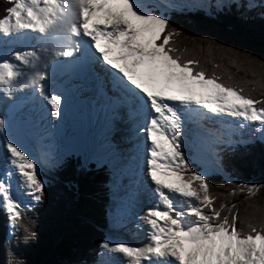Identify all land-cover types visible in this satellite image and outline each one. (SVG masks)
Instances as JSON below:
<instances>
[{
  "label": "snow or ice",
  "instance_id": "6c2138e0",
  "mask_svg": "<svg viewBox=\"0 0 264 264\" xmlns=\"http://www.w3.org/2000/svg\"><path fill=\"white\" fill-rule=\"evenodd\" d=\"M4 2L9 6L0 16V46L15 41L22 47L0 53V97L15 101L17 92L24 93L59 123L64 97L54 86V70L84 74L108 102L109 133L117 131L116 122L128 125L121 139L130 143V155L113 148V161L130 166L141 148L146 152L141 171L156 200L137 217L146 225V242L106 239L97 255H111L97 264H264V208L258 209L259 226L248 219L238 229L236 204L221 199L214 206L219 196L243 193L250 199L264 185L229 180L234 187L212 195L205 171L192 167L210 156L222 171V146L264 142V60L209 41V51L224 49L231 67L244 76L241 84L209 75L199 59L182 58L188 49L174 46L178 29L155 12L156 0ZM165 6L174 5L165 0ZM203 7L264 18V0H214ZM95 13H103L104 27L93 23L90 29ZM257 88L260 95H251ZM23 139L12 119H0V211L13 232L31 202L43 199L44 182ZM162 170L176 175L179 186L162 184ZM23 232L25 238L34 235L28 226Z\"/></svg>",
  "mask_w": 264,
  "mask_h": 264
},
{
  "label": "trees",
  "instance_id": "16d2710c",
  "mask_svg": "<svg viewBox=\"0 0 264 264\" xmlns=\"http://www.w3.org/2000/svg\"><path fill=\"white\" fill-rule=\"evenodd\" d=\"M8 6L0 1V16ZM156 13L169 20L170 28L178 29L174 46L188 49L181 54L182 58L199 59L200 66L209 75L215 72L226 83L242 84L244 73L231 67L224 49L213 47L209 51V41L264 60V18L258 14L241 18L234 11L209 9ZM209 60L221 67L213 69ZM228 76L232 79L228 80ZM245 87L248 91L251 85ZM260 91L257 88L251 95L259 96ZM219 155L223 170L206 175L210 194L219 196L234 187L229 180L264 185V142L225 146ZM41 177L43 199L23 212L24 219L18 230L8 232L6 215L0 211V264H95L97 254L102 252L99 245L109 230L111 200L106 166L69 154ZM221 199L236 204L238 229L243 228L242 221L248 219L259 226L258 209L264 208V188L250 199L243 193L219 196L214 206H218ZM25 226L34 233L32 237L25 238Z\"/></svg>",
  "mask_w": 264,
  "mask_h": 264
},
{
  "label": "rangeland",
  "instance_id": "374dc122",
  "mask_svg": "<svg viewBox=\"0 0 264 264\" xmlns=\"http://www.w3.org/2000/svg\"><path fill=\"white\" fill-rule=\"evenodd\" d=\"M4 1V0H0ZM172 3L173 7H166L165 0H156V3L159 5L155 8V12L163 13V11L167 10H177V11H187L191 12L194 10H201L206 12L208 9L203 7L204 4L213 3L214 0H169ZM99 22V21H98ZM100 23L104 24L103 18H101ZM9 43L15 45V41H10L7 44L0 46V53L9 54L11 50H15L16 47H9ZM18 49V48H17ZM3 104V105H2ZM2 112L4 111V103H1ZM0 112V117H2L3 113ZM77 114V113H76ZM93 112H91V116H85L82 121V117L80 114H77V118L74 120L76 123V129H72L67 123L66 119H61L63 122V139H66L65 143L56 142L53 149L51 151L43 152V155L40 160V164H36V172L38 173V178L42 180L41 175H47L53 166L57 163H60L63 159H65L69 154H74L80 156L85 161L95 162L98 166L105 165L108 173H109V191H110V204L108 206L109 210V230L105 232V240L109 241H123L129 245L140 246L142 242V237L138 235V231L136 227V217L140 215L138 211H144V206L148 207V203L152 201L146 196L137 195V191H139L140 187H146V189L150 192L151 185L150 181L146 180L144 176L142 178L141 184H138L136 167L135 164L133 167L129 168V165H123L121 161H113L112 153L113 148L118 150L122 155L128 156L129 149L131 147L130 143H125L121 137L128 135L126 129L128 125H124L126 128L123 129L117 136L109 133L106 123V132L110 135L107 139V143L103 146L96 144L97 142L102 140L100 130H104V125L101 123L100 125L94 127L95 116H93ZM50 117V116H49ZM86 123L88 126L93 127L91 131L89 128L85 127ZM119 125L125 124L118 122ZM118 128L122 129V127L118 126ZM92 135L97 136V140L94 144H90L89 142H83V137H90ZM77 136L79 139H77ZM111 137V139H110ZM113 137V138H112ZM135 143V141H133ZM111 145V146H110ZM117 145V146H116ZM233 145V144H232ZM62 149V151L60 150ZM127 154V155H126ZM139 152L136 154V159L134 162H137V156ZM2 155H0V165H3ZM40 165H43V168L40 169ZM192 167L194 169H203L205 174L208 175L213 171H219L216 169L214 165V161L211 157H203L201 159L195 160L192 162ZM168 172V171H166ZM143 176V175H142ZM145 184L143 185V183ZM140 182V181H139ZM167 184L172 186H179V180L176 175L171 172L167 173ZM148 184V185H147ZM151 193V192H150ZM142 196V197H141ZM35 201H32L33 205ZM151 206V205H150ZM130 229V236L128 233ZM11 232V230H10ZM146 236V235H144ZM102 250L101 253H103ZM111 254L104 253L102 256H99V259L96 261V264L101 259L109 258ZM118 259H123L117 254ZM169 259H173L169 257ZM178 264V262H176Z\"/></svg>",
  "mask_w": 264,
  "mask_h": 264
},
{
  "label": "bare ground",
  "instance_id": "6f19581e",
  "mask_svg": "<svg viewBox=\"0 0 264 264\" xmlns=\"http://www.w3.org/2000/svg\"><path fill=\"white\" fill-rule=\"evenodd\" d=\"M97 14L98 15L95 18V20L92 23H89L90 29L92 28L93 23H99L98 21H100L101 18L103 17V13H97ZM13 45L14 44H12V43L9 44L10 47ZM20 45L21 44L18 42L15 43V46L19 47ZM15 96H16V99H20V98L25 99L27 97V95H25L24 93H21V92H17L15 94ZM63 97H64V101H63L61 119H66V123L72 129H76V123L74 122V120L77 118V114H80L81 117L82 116L85 117V116H91V112H93L94 113L93 116H95V119H96L94 121V127L100 125L101 123L105 124L103 127L105 129V132L103 131V129H101L102 130V132H101L102 140L97 142L96 144L101 145V146L105 145L107 143L108 137L110 136L106 132V123L108 124V122H109V119H107V116H105L99 112L97 113L95 111H90L89 109L85 110V111H82V110L74 111L75 109H78V106L76 104V103H78V101H75V95L63 94ZM29 101L33 102L31 97L29 98ZM11 102H12V100H6V99L0 97V112H2V109H3V108H1V103H4V107H5L4 111H5V109L9 106V103H11ZM100 106L108 107V104L107 103H105L104 105L100 104ZM102 107H101V109H102ZM4 111L2 112L3 115H2V117H0V119H5L6 116L4 115ZM76 112H77V114H76ZM32 113H33V119L30 121L28 120L24 123H21L18 120V117H16L13 120V122L20 129L21 134L23 135V138H24L22 141L23 146L25 147L28 154L32 156L33 160L36 161V164L38 165V164H40V160H41V157L43 155V152L51 151L57 141L65 143L66 139L62 138V135H64V134H62L63 133L62 132L63 131V122H61L62 121L61 119L59 120V123H56L55 121L52 120L51 117L47 116L43 112V110L40 106L38 108L33 109ZM230 119H232V118H230ZM84 125H86L85 127L89 128V131H91V129H93V127L88 126L86 123H84ZM124 125H127V124L119 125L118 122H116V128L118 129V131L112 135L117 136L123 129L126 128ZM118 126L122 127V129L118 128ZM107 127H109V125H107ZM48 128H50L55 133L50 132L48 130ZM75 137L77 139H79L77 136H75ZM110 139H111V137H110ZM96 140H97L96 135H92L90 137H83L82 138V144H83V142H86V141L89 142L90 144H94L96 142ZM142 141H143V136L141 135L139 142L142 143ZM135 142H137V141H135ZM60 150L62 151V149H60ZM141 151L142 150L139 151V155L137 156L138 161L137 162L133 161V163L135 164V167H136V174H137V181L136 182L138 184H141L142 178L144 177V174L141 171V169L144 168L142 165V155L145 156L146 152H141ZM0 155H2V154H0ZM129 155H130V153H129ZM205 157H210V156H205ZM1 160L3 161V157ZM133 163L129 166V168L134 166ZM0 167H2V166L0 165ZM163 172H165V170L158 172L157 178H161L164 175V177H163L164 183L167 184L168 182L165 179V174H163ZM146 180H147V178H146ZM145 182L146 181H144L143 185L145 184ZM136 193H137V195H140V194L142 196L144 195V196L148 197L150 200L152 199V194L146 189V187H140L139 191H137ZM169 194L173 195L172 193H169ZM152 204H154V203L149 202L148 206H150ZM177 204H178V207L182 206V204L179 202ZM144 208H146V206H144ZM138 213L142 214V211L140 210V212L138 211ZM137 225H143V222L138 221V219H136V227H134V228H137L138 235L142 237V242H141V245H142L146 242V236H144V235H146V233H145L146 225H143L140 227H138ZM129 232H130V229H129L128 233H126V234H128L130 236Z\"/></svg>",
  "mask_w": 264,
  "mask_h": 264
}]
</instances>
